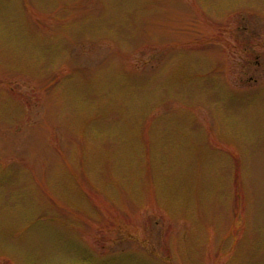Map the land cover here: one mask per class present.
Masks as SVG:
<instances>
[{
	"label": "rangeland",
	"instance_id": "1",
	"mask_svg": "<svg viewBox=\"0 0 264 264\" xmlns=\"http://www.w3.org/2000/svg\"><path fill=\"white\" fill-rule=\"evenodd\" d=\"M0 264H264V0H0Z\"/></svg>",
	"mask_w": 264,
	"mask_h": 264
}]
</instances>
